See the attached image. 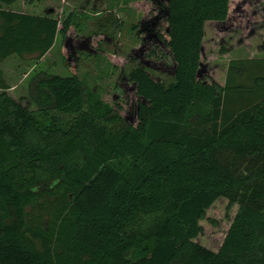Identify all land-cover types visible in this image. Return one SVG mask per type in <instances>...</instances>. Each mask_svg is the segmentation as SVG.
Here are the masks:
<instances>
[{"label": "trees", "instance_id": "obj_1", "mask_svg": "<svg viewBox=\"0 0 264 264\" xmlns=\"http://www.w3.org/2000/svg\"><path fill=\"white\" fill-rule=\"evenodd\" d=\"M16 1L0 0V264H264V59L230 61L223 84L202 64L231 0H150L135 58L171 80L132 68L133 105L78 77L75 12L4 9ZM58 35L69 76L41 74L29 109L1 65L43 58ZM220 201L235 212L214 250L198 239Z\"/></svg>", "mask_w": 264, "mask_h": 264}, {"label": "rangeland", "instance_id": "obj_2", "mask_svg": "<svg viewBox=\"0 0 264 264\" xmlns=\"http://www.w3.org/2000/svg\"><path fill=\"white\" fill-rule=\"evenodd\" d=\"M4 9L51 17L59 23L75 12L81 25L76 40L83 41L84 45L74 50L69 48V60L76 63L80 80L106 102L116 96L117 99L130 100V105L137 103L126 81V75L136 66L144 67L166 82L171 80L169 70L154 68L135 58V51L143 45L144 36L140 38L139 31L133 27L140 28L142 22L153 17L150 0H17ZM63 46L58 35L53 49L41 59L12 56L3 62L1 69L10 87L8 94L27 108L35 109L30 100V88L41 74L69 76L66 69L69 60L63 59ZM203 49L204 69L222 84L230 61L264 59V0H231L228 22L224 27L211 25L206 28ZM129 108L128 121L136 122L135 117L141 112ZM234 212L235 208L227 209L226 201L212 206L201 223L198 242L216 250Z\"/></svg>", "mask_w": 264, "mask_h": 264}, {"label": "crops", "instance_id": "obj_3", "mask_svg": "<svg viewBox=\"0 0 264 264\" xmlns=\"http://www.w3.org/2000/svg\"><path fill=\"white\" fill-rule=\"evenodd\" d=\"M48 53H49V52H48ZM48 53H47V54H48Z\"/></svg>", "mask_w": 264, "mask_h": 264}]
</instances>
